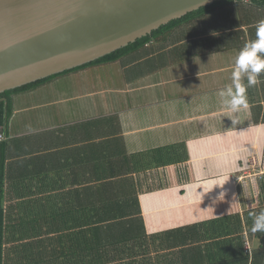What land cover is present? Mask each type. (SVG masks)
<instances>
[{"label": "crops", "instance_id": "0c3cea01", "mask_svg": "<svg viewBox=\"0 0 264 264\" xmlns=\"http://www.w3.org/2000/svg\"><path fill=\"white\" fill-rule=\"evenodd\" d=\"M9 107L2 264H127L99 245L94 202L128 218L115 203L133 197L148 238L132 258L159 264L151 236L191 225L204 264L264 251V177L232 179L264 152V7L220 6Z\"/></svg>", "mask_w": 264, "mask_h": 264}, {"label": "water", "instance_id": "95a60500", "mask_svg": "<svg viewBox=\"0 0 264 264\" xmlns=\"http://www.w3.org/2000/svg\"><path fill=\"white\" fill-rule=\"evenodd\" d=\"M220 0H0V93L93 62Z\"/></svg>", "mask_w": 264, "mask_h": 264}, {"label": "trees", "instance_id": "16d2710c", "mask_svg": "<svg viewBox=\"0 0 264 264\" xmlns=\"http://www.w3.org/2000/svg\"><path fill=\"white\" fill-rule=\"evenodd\" d=\"M243 2V0H220L215 2L212 5L202 7L196 11L190 12L187 15L175 19L170 23L161 26L159 29L153 31L151 34L138 39L137 41L125 46L111 54H108L102 58H99L93 62L88 64L82 65L80 67L74 68L72 70L59 73L36 82L21 86L19 88L5 91L0 93V125L4 126L6 122V115L9 114L10 103H11V96L15 93H20L23 91H27L30 89H35L42 84L68 72L76 71L79 69H83L92 65L101 64L105 62L114 61L120 57H122L125 53L129 50L139 47L140 45L147 44L148 42L159 38L160 36L169 37L171 35V31L176 27L183 23L189 22L195 18H202L209 14L210 12L214 11L215 9L219 8L220 6H224L226 4H234ZM251 2L258 6L264 7V0H251ZM4 143H0L3 145ZM5 158H0V264H2V245H3V229H2V221H3V197H4V185L6 180L5 175ZM128 201H122L115 203L117 208L119 209H127L129 205H136L138 206L137 214L132 213H123L124 215H128L131 217L128 218H120V215L117 214L114 210V206L111 207L109 204L104 202H94L96 204H100V211L101 214L99 218L94 219V228L96 232V237L98 240L99 245L103 247V245H112L116 244L117 248L120 247L122 244L125 245V249L128 252L129 262L127 264H150L147 261L142 262L140 260L132 257L141 256V247L136 249L134 247L135 244H142V240L148 238L146 234V228L143 221V218L140 215V204L138 201V197L128 198ZM155 241L157 238H162L164 243V239L167 242L165 246L168 252H164L159 255L158 262L159 264H176L177 262L181 261L184 264H204L205 261L203 259L202 249L198 238V231L195 225L191 226H184L174 230H169L160 235H152L151 236ZM111 249H103L102 254H110ZM177 257L174 263H172L173 258ZM236 259L228 260L219 262L216 264H231V262L235 261ZM167 261V263H166ZM239 264H264V251L257 252L252 255V258L248 254H246L243 258L237 259ZM215 264V263H212ZM234 264V263H233Z\"/></svg>", "mask_w": 264, "mask_h": 264}, {"label": "built area", "instance_id": "2783aa9c", "mask_svg": "<svg viewBox=\"0 0 264 264\" xmlns=\"http://www.w3.org/2000/svg\"><path fill=\"white\" fill-rule=\"evenodd\" d=\"M8 140V135L4 126L0 125V143ZM264 177V152L260 155H252L244 167L236 174L232 175V179L236 182L247 180H257ZM246 250L249 252V245L246 244Z\"/></svg>", "mask_w": 264, "mask_h": 264}]
</instances>
